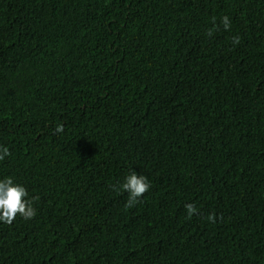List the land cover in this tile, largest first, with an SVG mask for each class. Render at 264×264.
I'll return each mask as SVG.
<instances>
[{
    "label": "trees",
    "instance_id": "trees-1",
    "mask_svg": "<svg viewBox=\"0 0 264 264\" xmlns=\"http://www.w3.org/2000/svg\"><path fill=\"white\" fill-rule=\"evenodd\" d=\"M0 145V264H264V0H0Z\"/></svg>",
    "mask_w": 264,
    "mask_h": 264
},
{
    "label": "clouds",
    "instance_id": "clouds-1",
    "mask_svg": "<svg viewBox=\"0 0 264 264\" xmlns=\"http://www.w3.org/2000/svg\"><path fill=\"white\" fill-rule=\"evenodd\" d=\"M221 24L224 30H230L231 20L225 15L221 18ZM212 33L209 32V35ZM239 36L232 38L233 45L239 44ZM63 126L57 125L55 132H63ZM11 152L5 145H0V161L10 156ZM123 191L128 193L126 207L135 206L144 193L149 191L151 183L148 178L143 174H138L136 171H131L125 176L124 182L121 185ZM27 189L22 184L16 182L12 177H5L0 179V222L11 224L19 214L23 219L30 220L35 217L36 209L33 202L27 199ZM186 211L189 216L195 214V207L193 204L185 205ZM212 219V217H209Z\"/></svg>",
    "mask_w": 264,
    "mask_h": 264
}]
</instances>
